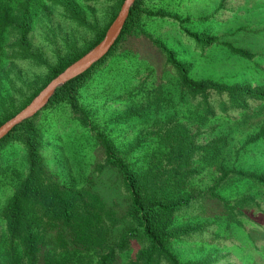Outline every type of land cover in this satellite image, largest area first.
Segmentation results:
<instances>
[{"label": "trees", "instance_id": "16d2710c", "mask_svg": "<svg viewBox=\"0 0 264 264\" xmlns=\"http://www.w3.org/2000/svg\"><path fill=\"white\" fill-rule=\"evenodd\" d=\"M18 1L0 0V49L15 35L8 58L11 67L18 60L46 65L33 50L30 38L40 5L33 0L18 5ZM57 1L76 20L84 22L85 13L76 0ZM115 1L117 11L96 33L93 42L48 65L47 78L41 85L24 79L31 93L25 98L24 91L21 93L23 103L19 109L10 110L14 105L15 80L11 82L12 88L0 86V126L104 39L125 0ZM141 1L135 2L121 36L103 59L59 88L41 112L0 140V264H119L125 255L130 256L126 264H187L173 248L180 240L198 233V228L190 224L194 210L204 212L205 200H219L223 211L217 218V229L223 230L232 219L245 214L237 215L238 209L242 211L255 202L247 198L234 205L230 203L233 198H225L219 192L231 173L264 189V175L236 168L228 170L224 156L228 136L200 140L209 123L219 119L218 112L247 110L249 100L264 106V84L252 87L194 79L188 66L159 43L166 54L167 67L175 73L180 98L191 102L187 109L194 120L168 118L164 97L149 87L154 86L153 82H139V74L144 66H149L136 57L125 60L119 53V44L140 26ZM192 36L202 44L208 43L196 34ZM225 46L241 58H254L247 50L229 43ZM4 60L0 59V63ZM98 99H102L97 102L101 105L111 100L110 107L114 106L116 111L126 104L129 108L110 124L100 123V109L93 111L87 107ZM249 120L243 117L241 126ZM133 124L142 131L124 148L126 139H115L109 130L115 125ZM261 139L264 119L252 141ZM51 145L56 155L54 161L60 163L61 176L49 168L48 162L53 161L45 157ZM9 146L14 147L15 158L5 160L3 152ZM97 150L102 158L90 170L82 166L83 159L96 158ZM88 172L114 173V182L127 195V206H110L93 190V179L89 174L86 178Z\"/></svg>", "mask_w": 264, "mask_h": 264}, {"label": "rangeland", "instance_id": "374dc122", "mask_svg": "<svg viewBox=\"0 0 264 264\" xmlns=\"http://www.w3.org/2000/svg\"><path fill=\"white\" fill-rule=\"evenodd\" d=\"M25 1L19 0L16 3L19 5ZM33 1L35 5H40V12L30 38L33 50L46 65L18 60L11 67L8 58L10 46L15 40L13 34L0 49V59L5 58L0 63V86L12 88L11 82L15 80V88H12L14 105L10 108L11 111L21 107L23 91L24 98L31 93L24 84L25 81L41 85L47 78L48 65L56 64L70 51H80L93 42L96 33L110 22L118 8L115 0L105 3L99 0H76V3L72 0L85 13V20L82 22L68 13L57 0ZM141 10L140 26L132 36L119 44V53L125 60L136 57L139 62L149 66H144L138 76L139 82H153L154 86L149 87L153 88L154 93L164 97L163 107L167 106L168 118L178 116L186 119L185 122L194 120L190 119L191 113L188 114L187 109L191 102L180 98L175 73L172 68L167 67V57L158 46L159 43L172 50L178 60L188 66L194 79H215L252 87L264 84V0H142ZM192 34L208 43H200ZM227 43L251 52L254 58L250 60L235 55L225 46ZM101 100L87 104L93 111L97 107L100 109V123L110 124L129 108V104H126L120 108L121 111H116L114 106L110 107L111 100L105 105L97 103ZM223 100L229 105L227 97ZM249 102L250 108L247 110L218 112L219 119L209 123L205 128L207 131L200 135V140L228 136L224 152L228 170L236 168L264 175V139L252 141L264 119V106L251 100ZM243 117L250 120L241 126ZM109 131L117 140L126 139V148L142 129L139 130L136 124L132 127L115 125ZM50 147L46 150L45 157L53 162H48V166L61 176L60 163L54 161V146ZM14 153V147H7L3 152L5 160L15 158ZM94 154L96 158L92 156L90 160L83 159L81 165L90 170V166L102 158L99 150ZM88 174L89 172L86 178ZM113 174L106 172L97 175L91 172L89 178L93 179V190L100 193L110 206L116 205L119 209H124L127 206V195L122 186L114 182ZM78 179L81 180L79 176ZM227 181L219 192L225 198H233L230 203L247 198L255 199L254 203H249L242 211L238 209L236 212L237 215L245 212L248 217L245 214L238 216L237 220L232 219L228 227L217 229V218L223 211V206L219 200H205L204 212L196 209L191 215L194 220L190 224L198 228V233L185 237L183 242L180 240L173 248L183 263L264 264V189L255 187L249 180L239 179L233 173ZM257 204L260 206H256ZM239 220L242 221L241 224ZM129 258V255H125L119 264H126Z\"/></svg>", "mask_w": 264, "mask_h": 264}, {"label": "water", "instance_id": "95a60500", "mask_svg": "<svg viewBox=\"0 0 264 264\" xmlns=\"http://www.w3.org/2000/svg\"><path fill=\"white\" fill-rule=\"evenodd\" d=\"M136 1L137 0H125L118 15L106 31L104 39L92 50L50 81V83L42 89L35 98H33L31 103L22 109L17 115L0 126V140L5 138L21 123L35 117L49 104L50 100L59 88L84 74L111 51L121 36L125 24L130 16L131 9Z\"/></svg>", "mask_w": 264, "mask_h": 264}]
</instances>
